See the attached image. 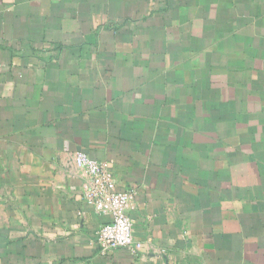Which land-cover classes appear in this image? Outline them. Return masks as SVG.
Instances as JSON below:
<instances>
[{
  "label": "crops",
  "instance_id": "0c3cea01",
  "mask_svg": "<svg viewBox=\"0 0 264 264\" xmlns=\"http://www.w3.org/2000/svg\"><path fill=\"white\" fill-rule=\"evenodd\" d=\"M0 264H264V0H0Z\"/></svg>",
  "mask_w": 264,
  "mask_h": 264
},
{
  "label": "built area",
  "instance_id": "2783aa9c",
  "mask_svg": "<svg viewBox=\"0 0 264 264\" xmlns=\"http://www.w3.org/2000/svg\"><path fill=\"white\" fill-rule=\"evenodd\" d=\"M74 162L85 180L84 199L96 212L109 216V220L102 224L97 233L102 253L110 254L118 249H128L139 254L143 243L136 239L134 224L128 214L135 192L119 191L116 178L104 161L77 152Z\"/></svg>",
  "mask_w": 264,
  "mask_h": 264
}]
</instances>
